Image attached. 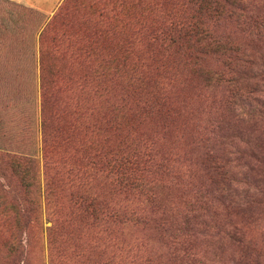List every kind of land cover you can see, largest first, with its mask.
Wrapping results in <instances>:
<instances>
[{
	"label": "rangeland",
	"instance_id": "374dc122",
	"mask_svg": "<svg viewBox=\"0 0 264 264\" xmlns=\"http://www.w3.org/2000/svg\"><path fill=\"white\" fill-rule=\"evenodd\" d=\"M262 77L264 0H0V264H264Z\"/></svg>",
	"mask_w": 264,
	"mask_h": 264
},
{
	"label": "trees",
	"instance_id": "16d2710c",
	"mask_svg": "<svg viewBox=\"0 0 264 264\" xmlns=\"http://www.w3.org/2000/svg\"><path fill=\"white\" fill-rule=\"evenodd\" d=\"M188 30H189V28H188ZM192 33H194V32H192ZM203 33H204L203 30L198 29V34L201 35ZM262 80L264 81V78L263 77H262ZM44 101L46 102V97H45V100ZM259 101H260L259 99L256 101V104L258 106H260V109L258 108L257 111L261 113L262 109H264V101H262L261 103ZM122 160L124 161L125 160V157H123ZM129 160H130L129 163H131L132 165H127L126 167H124V169H123L124 171H120V169H118L119 172L123 173L121 175V177H120L121 179H126L127 180V179L130 178V176H131L132 180L134 179L135 167L138 164V153L135 152L133 154V156L129 158ZM123 161L121 163L122 164H125V162H123ZM31 162H32V159L31 158L30 159H27V165H29ZM131 172H132V174H131ZM107 208H109V206L102 205L103 211H107ZM12 247L14 248V251L19 252L21 250V248H22L21 247V240H19L18 242L12 244Z\"/></svg>",
	"mask_w": 264,
	"mask_h": 264
}]
</instances>
